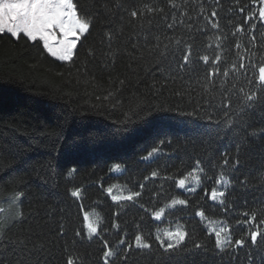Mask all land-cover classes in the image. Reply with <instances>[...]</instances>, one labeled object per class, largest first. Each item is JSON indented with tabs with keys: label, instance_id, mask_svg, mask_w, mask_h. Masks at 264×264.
I'll return each instance as SVG.
<instances>
[{
	"label": "trees",
	"instance_id": "1",
	"mask_svg": "<svg viewBox=\"0 0 264 264\" xmlns=\"http://www.w3.org/2000/svg\"><path fill=\"white\" fill-rule=\"evenodd\" d=\"M73 3L90 29L72 61L0 33V264H105L106 250L110 264H264V5ZM197 169L199 187L181 190ZM220 180L218 204L210 197ZM110 187L139 195L115 202ZM179 199L187 204L154 218ZM90 212L99 218L91 239ZM211 223L243 246L221 252ZM177 225L187 235L165 252ZM136 235L151 247H137Z\"/></svg>",
	"mask_w": 264,
	"mask_h": 264
},
{
	"label": "snow or ice",
	"instance_id": "2",
	"mask_svg": "<svg viewBox=\"0 0 264 264\" xmlns=\"http://www.w3.org/2000/svg\"><path fill=\"white\" fill-rule=\"evenodd\" d=\"M260 3L264 5V0H260ZM148 12H152V8L147 9ZM136 11L131 12L133 18L137 17ZM217 13L212 12L211 16L216 17ZM259 18L264 20V7L259 9ZM212 28H217V24L210 21ZM172 25H169L171 27ZM90 23L86 18H80L76 5L73 0H0V33L7 32L14 38H20L21 34L27 38L28 41L35 43L37 40L42 42V48L47 52L48 55L55 58L58 61L66 62L72 61L74 55V49L77 47L79 36L82 34L89 33ZM242 27L238 28L237 31H242ZM219 39V38H217ZM179 44L180 41L178 40ZM239 47V45H237ZM190 53L184 55V63H188V57ZM203 61L207 63L208 56L202 57ZM219 57L216 58L219 61ZM244 67L243 64L240 65ZM213 73H209L212 75ZM224 76H228V72H224ZM259 80L264 82V67L259 68ZM254 99L253 95H248L247 100L251 101ZM231 123V120L228 121ZM151 155V153H149ZM199 165V161L197 162ZM119 165H114L113 170H118ZM74 171V170H73ZM195 171V170H193ZM71 175V172L69 173ZM157 173L153 172L152 176L155 177ZM199 182V177H195ZM184 180H180L179 184L183 186ZM219 183V181H218ZM107 192L111 195L112 188H108ZM71 197L79 198L81 191L79 189L73 190L70 193ZM139 193H130L126 196H112V200L119 202L121 200L132 201L135 196ZM225 193L220 191L219 193L215 190L212 191L210 199L216 200L219 197H223ZM187 201L183 199L172 200L171 205H186ZM163 210H161L162 212ZM161 212L155 213L154 218L160 219ZM198 216L203 217V212H198ZM99 224V218H93L85 214L84 225L87 229L88 238L91 239L97 233ZM114 227H118L115 226ZM231 230L221 226L218 231H215V242L216 247L223 252L229 245L235 244L236 247H242L244 244L243 240H235L233 242ZM59 234L64 235L63 229H60ZM76 235H80L79 232ZM187 233L181 229H177L174 233H165L168 240L174 241V243H168L166 245L161 241V245L164 251L172 249L174 246L179 245L184 239ZM251 241L256 244L257 237L260 235L258 231H254L251 234ZM160 238L157 237V240ZM264 239V237H261ZM123 244L124 241L121 240ZM135 244L137 247L149 249L151 245L146 242H142L140 235L135 236ZM105 247L107 248V241H105ZM196 247H199L197 245ZM131 245H128L125 251L130 250ZM115 253L111 250L104 252L105 264H110L108 258L113 256ZM127 258V257H125ZM67 264H73V259L70 257L67 260Z\"/></svg>",
	"mask_w": 264,
	"mask_h": 264
},
{
	"label": "rangeland",
	"instance_id": "3",
	"mask_svg": "<svg viewBox=\"0 0 264 264\" xmlns=\"http://www.w3.org/2000/svg\"><path fill=\"white\" fill-rule=\"evenodd\" d=\"M263 7H264V6H263ZM263 21H264V20H263ZM4 33H7V32H4ZM21 35H23V34H21ZM84 35H86V34H82V35L79 36L78 43H77V47H78V44H79L80 40L82 39V37H83ZM77 47H76V49H74V55H75V52H76V50H77ZM74 55H73V57H74ZM66 62H68V61H66ZM195 177H199V182H200V173H199V170H198V169L195 170L194 173H192L190 176H187V177H185V178L179 179V181H180V180H184V181H185V183H184L183 186H181V185L179 184V188H180L181 190H183V191H186V192H189L190 190L193 191V190H195L196 188H198L199 185H200V183L197 182V180L195 179ZM213 190L217 191L218 193H219L220 191H223V182H222V180L219 181V184L216 185V187H215L214 189H212V191H213ZM212 191H211V193H212ZM116 192H117V188H116V187H113V188H112V193H111V194L114 195V196H117V195H116ZM211 201L214 202V203L221 204L222 201H223V197H219V196H218V198H217L215 201L212 200V199H211ZM173 207H174V206H172V205L170 204V205H168V207L162 209V210H163L162 212H161V210H160L159 212H161V218L164 217V216H165V213L168 212V211H169L171 208H173ZM87 215H89L90 217H93V218H94V217L97 218V215H95V213H93V212L87 213ZM221 226H224V224H222V223H216V224H215V223H211V224L209 225V230L215 233V231H218V230L220 229ZM98 228H99V224H98ZM172 229H173V228H172ZM177 229H181V228H179V226L177 225V226H175V228H174L173 230L176 231ZM168 230H169V228H168ZM168 232H169V231L166 230V233H168ZM97 234H98V229H97V233H96L95 235H97ZM95 235H94V236H95ZM92 237H93V236H92Z\"/></svg>",
	"mask_w": 264,
	"mask_h": 264
}]
</instances>
